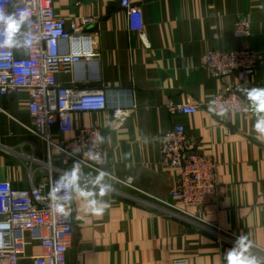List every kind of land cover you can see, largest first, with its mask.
Returning <instances> with one entry per match:
<instances>
[{
	"label": "crops",
	"instance_id": "0c3cea01",
	"mask_svg": "<svg viewBox=\"0 0 264 264\" xmlns=\"http://www.w3.org/2000/svg\"><path fill=\"white\" fill-rule=\"evenodd\" d=\"M143 10L142 32L128 29L121 0H57L62 17L92 16L86 27L89 40H62L63 52L89 49L56 81L78 89L104 90L110 106L132 107L119 123L112 109L73 114V131L54 127L50 140L59 142L83 127L99 125L110 161L104 184L110 193L97 199L101 215L85 210L86 200L72 192L74 223L67 264H171L187 257L190 264H227L226 252L241 235L249 251L264 262V137L255 124L257 115L248 99L245 114L219 118L206 104L219 89L237 84L236 76L214 78L204 67L211 50L250 47L262 52L258 68L248 76L247 88H264V0H131ZM248 16L251 35H233L237 17ZM199 103L195 114L172 115L167 103ZM183 123L194 151L212 153L218 161L223 197L205 208L181 212L169 205L176 173L161 164L159 136ZM27 93L20 88L0 95V181L28 188L60 167L54 146L31 130ZM81 187L93 190L101 172L79 169ZM112 176L118 178L114 179ZM131 178V179H130ZM130 179L131 184L127 183ZM35 252L39 247L34 248Z\"/></svg>",
	"mask_w": 264,
	"mask_h": 264
},
{
	"label": "built area",
	"instance_id": "2783aa9c",
	"mask_svg": "<svg viewBox=\"0 0 264 264\" xmlns=\"http://www.w3.org/2000/svg\"><path fill=\"white\" fill-rule=\"evenodd\" d=\"M57 0H0V9L6 14L26 10L29 20L17 34L19 40L30 36V47H0V95L12 94L17 89L27 93V110L32 118L31 130L54 146L59 154L60 167L57 174L50 170L48 176L34 184L29 177L28 188H14L8 180L0 181V264H67L66 252L71 245L74 223L73 203L66 206L68 215L53 214L49 193L62 173L71 170L75 162L79 169L91 167L105 171L110 158L104 145V135L95 124L74 131L71 137L59 142L50 140V131L68 134L73 131V114L84 111L112 109L119 123L130 115L132 107L110 106L104 90L78 89L56 81V74L67 72L83 58H90L89 49L63 52L62 40L84 42L91 37L85 29L96 21L92 16L62 17L55 13ZM127 14L128 29L142 32L145 27L143 10L131 0H121ZM5 26L0 22V41L4 39ZM233 35L247 40L251 35L248 16L237 17ZM262 52L243 47L237 50H211L204 56V67L214 78L233 75L237 78L235 88L217 90L206 104V111L223 118L230 114H245L247 110V78L259 66ZM199 103L169 100L170 114H195L201 109ZM223 113V114H220ZM103 138L101 141L100 138ZM161 164L176 173L172 197L182 206L169 203L181 212L191 213L189 207L205 208L218 204L223 197L219 179L218 161L212 153L194 151L192 138L183 123H176L159 136ZM73 149L78 150L74 155ZM85 153L97 156L93 160ZM114 179L118 178L112 176ZM131 179V178H130ZM130 179L127 183L131 184ZM59 195H71L61 189ZM39 247L35 252L34 248ZM171 264H190L187 257L173 258Z\"/></svg>",
	"mask_w": 264,
	"mask_h": 264
},
{
	"label": "clouds",
	"instance_id": "9594fccd",
	"mask_svg": "<svg viewBox=\"0 0 264 264\" xmlns=\"http://www.w3.org/2000/svg\"><path fill=\"white\" fill-rule=\"evenodd\" d=\"M29 16L30 13L26 10L9 15L6 14L3 9H0V22L5 26L4 39L3 41H0V47H30L32 43L30 36L24 40H19L17 36L21 27L28 22ZM247 97L252 102L254 111L257 115V121L255 124V128L259 134L257 138L264 137V88H252L247 90ZM100 139L101 141L103 140L102 137ZM77 151L78 150L73 149V153L69 155H74ZM85 155H88L93 160L98 159L97 156H93L90 153H85ZM105 175L106 173L101 171L93 181V190H85L81 187L79 163L75 162L71 170L62 173L59 180L49 193V198L51 200L50 208L53 214L59 213L64 216L69 214L66 206L71 203L73 197L71 195H59L61 189H64L67 192H75L79 197L86 200V211H89L94 215H101L107 205L102 200L96 198L97 192L95 191V186H99L98 195L101 198L110 193L112 186L103 183ZM3 227H5V225H0V228ZM2 245L3 234L0 233V246ZM251 247V243L247 242L245 236H239L234 246L226 252L225 258L227 264H261V262L249 251Z\"/></svg>",
	"mask_w": 264,
	"mask_h": 264
},
{
	"label": "water",
	"instance_id": "95a60500",
	"mask_svg": "<svg viewBox=\"0 0 264 264\" xmlns=\"http://www.w3.org/2000/svg\"><path fill=\"white\" fill-rule=\"evenodd\" d=\"M260 261V260H259ZM261 262V264H264V262H262V261H260Z\"/></svg>",
	"mask_w": 264,
	"mask_h": 264
},
{
	"label": "rangeland",
	"instance_id": "374dc122",
	"mask_svg": "<svg viewBox=\"0 0 264 264\" xmlns=\"http://www.w3.org/2000/svg\"><path fill=\"white\" fill-rule=\"evenodd\" d=\"M20 264H23L22 262Z\"/></svg>",
	"mask_w": 264,
	"mask_h": 264
}]
</instances>
